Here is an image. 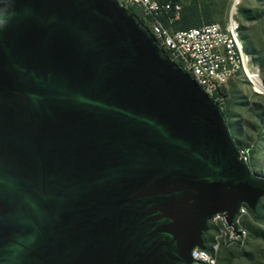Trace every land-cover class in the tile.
Returning <instances> with one entry per match:
<instances>
[{"label": "water", "instance_id": "water-1", "mask_svg": "<svg viewBox=\"0 0 264 264\" xmlns=\"http://www.w3.org/2000/svg\"><path fill=\"white\" fill-rule=\"evenodd\" d=\"M152 40L116 0H0V264H192L256 211L264 178Z\"/></svg>", "mask_w": 264, "mask_h": 264}, {"label": "built area", "instance_id": "built-area-1", "mask_svg": "<svg viewBox=\"0 0 264 264\" xmlns=\"http://www.w3.org/2000/svg\"><path fill=\"white\" fill-rule=\"evenodd\" d=\"M127 8H133L143 17L151 37L160 50L165 51L167 60L187 75L220 109L223 98L221 90L238 78L259 77L253 66L252 57L246 53L237 20L239 0H232L224 24L213 23L183 31L171 28L182 12L180 4L165 0H116ZM163 16L166 20L163 21ZM240 160L249 164L250 157L245 149L239 150ZM249 214L242 205L233 219L236 231L230 228L224 214H217L210 221L216 229L211 251L195 248L192 264H217V256L223 244L243 240L248 235L244 220Z\"/></svg>", "mask_w": 264, "mask_h": 264}, {"label": "rangeland", "instance_id": "rangeland-1", "mask_svg": "<svg viewBox=\"0 0 264 264\" xmlns=\"http://www.w3.org/2000/svg\"><path fill=\"white\" fill-rule=\"evenodd\" d=\"M118 6L122 11L126 10L121 3ZM236 18L242 29L241 37L246 39L253 51L252 63L260 79L257 87L245 78L230 81L224 87L225 98L221 110L225 112L227 125L233 130L235 142L242 143L250 157L248 166L251 171L264 178V0H239ZM131 19L139 29L150 35L134 16ZM152 45L161 55L158 44L152 40ZM259 205L264 212V198ZM244 225L247 231L248 227L264 231V225L256 222L250 211ZM215 235L216 229L206 232L207 238ZM217 264H264V241L247 235L238 242L223 244L217 256Z\"/></svg>", "mask_w": 264, "mask_h": 264}, {"label": "trees", "instance_id": "trees-1", "mask_svg": "<svg viewBox=\"0 0 264 264\" xmlns=\"http://www.w3.org/2000/svg\"><path fill=\"white\" fill-rule=\"evenodd\" d=\"M165 1H171L173 4L177 3L182 6V12L180 14V17L178 20L174 21L171 25V28L175 31H183L188 30L191 28H197L201 27L203 25L207 24H213V23H220L224 24L226 21V17L228 15V11L231 6V0H184L181 2L180 0H165ZM126 12L134 16L140 24L147 29L143 17L134 10L133 8H127ZM242 13L246 14V12L242 11ZM244 14V15H245ZM166 20V16H163V21ZM242 30V29H241ZM244 49L246 53L249 55H253V51L250 48V44L246 42V39L242 37ZM161 54L163 57L167 58L168 54L161 50ZM221 97L224 99V88L220 92ZM224 118L226 119L225 112H223ZM230 128V126H228ZM230 131L233 134V130L230 128ZM237 146L240 149L243 148V144L239 141H236ZM250 164V162H249ZM248 164V165H249ZM261 176V175H260ZM250 214L252 215L253 219L264 225V212L261 208V206L258 204L256 211L252 213L250 211ZM215 229L209 224V230ZM248 236L251 238L261 239L264 241V231H261L260 229H256L254 227H248ZM203 241L205 245V249L207 251H211V245L214 242V237L207 238L206 233L203 235Z\"/></svg>", "mask_w": 264, "mask_h": 264}, {"label": "bare ground", "instance_id": "bare-ground-1", "mask_svg": "<svg viewBox=\"0 0 264 264\" xmlns=\"http://www.w3.org/2000/svg\"><path fill=\"white\" fill-rule=\"evenodd\" d=\"M259 79H260L259 77H253V78H251V82H252V85L254 87H257L258 86Z\"/></svg>", "mask_w": 264, "mask_h": 264}]
</instances>
